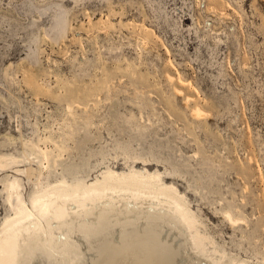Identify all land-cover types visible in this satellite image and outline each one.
<instances>
[{"label":"rangeland","instance_id":"374dc122","mask_svg":"<svg viewBox=\"0 0 264 264\" xmlns=\"http://www.w3.org/2000/svg\"><path fill=\"white\" fill-rule=\"evenodd\" d=\"M0 158V238L49 188L110 182L264 264V0H0Z\"/></svg>","mask_w":264,"mask_h":264},{"label":"bare ground","instance_id":"6f19581e","mask_svg":"<svg viewBox=\"0 0 264 264\" xmlns=\"http://www.w3.org/2000/svg\"><path fill=\"white\" fill-rule=\"evenodd\" d=\"M167 80L173 84L170 75ZM172 88L180 96L182 91ZM189 98H183L185 104L192 103ZM190 114L200 117L204 111L195 105ZM7 166L0 158V168ZM7 191L8 200L20 196L16 181ZM31 208L4 229L0 264H223L215 256H226L180 200L166 192L110 182L55 185ZM223 215L233 226L247 225L230 208ZM227 264L248 263L233 258Z\"/></svg>","mask_w":264,"mask_h":264}]
</instances>
